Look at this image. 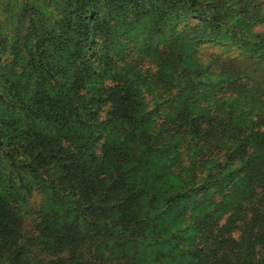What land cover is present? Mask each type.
<instances>
[{"label": "trees", "instance_id": "16d2710c", "mask_svg": "<svg viewBox=\"0 0 264 264\" xmlns=\"http://www.w3.org/2000/svg\"><path fill=\"white\" fill-rule=\"evenodd\" d=\"M33 1L0 34L35 87L29 98L17 80L0 90V264H264V77L233 61L203 75L188 31L171 24L193 17L198 42L239 43L263 59L264 33L252 27L264 0H54V15ZM68 129L81 132L72 148ZM177 157L179 170L164 163ZM232 171L235 198L206 203ZM32 185L50 203L27 216Z\"/></svg>", "mask_w": 264, "mask_h": 264}, {"label": "rangeland", "instance_id": "374dc122", "mask_svg": "<svg viewBox=\"0 0 264 264\" xmlns=\"http://www.w3.org/2000/svg\"><path fill=\"white\" fill-rule=\"evenodd\" d=\"M33 1V0H31ZM21 0H0V20L3 19L1 16H5V21L3 20V24L0 25V34L6 35L7 33H10L12 35L13 33V13H11L12 9H16L17 6L20 4ZM34 2V1H33ZM36 6H39V8H44L47 6H50L54 4V0H35ZM263 6V13H264V3ZM57 6H55L56 8ZM54 8L50 6L47 9V14H55L53 12ZM261 11V10H260ZM261 11V14L263 15ZM200 22L196 21L193 17L190 16H182L180 15L178 18L173 19L171 21V24H173L174 31L176 34H180L182 32L188 31L185 34V42L187 46L190 47V49L193 52L194 57L197 59L198 63L202 65V68L200 70H205V75L207 72H210L214 75V73L217 72L219 66L223 63L227 62H234L239 67L248 68L253 73L251 80L254 78H260L264 77V58L263 59H257L255 57H252L249 59L248 51L244 50L239 43H232V42H218L215 40H208V39H202L200 42H198L197 35L195 34L194 30L190 31L189 27H196L200 26ZM134 27V26H133ZM254 32L257 33H264V20L260 21L259 23L255 24L252 27ZM184 37V36H183ZM180 36V38H183ZM136 40L138 37L135 38ZM121 43H124L123 41ZM17 54L15 55L13 53V42L8 43L5 39L3 42L0 43V90H4L5 92L10 91L13 89V81L17 80V85L21 87L20 92L22 95L25 96V98H29L32 93L35 90V87L32 86V80L24 74H22V66L21 60L17 59ZM18 56L26 57L25 53H21ZM137 56V55H135ZM140 58V57H139ZM150 60L149 57H144L143 60H137L138 63L141 66V69L143 71H148L147 77H153L156 72V65L153 62H148ZM158 62V61H157ZM116 63L121 65L122 61L120 59H116ZM202 73V72H201ZM255 81H257L255 79ZM264 83V79L260 81V83ZM264 88V87H263ZM262 88V89H263ZM48 90V88H46ZM264 90V89H263ZM16 90H12L15 92ZM151 94H148L145 96L146 100L148 101V108H152L154 105V94L153 92H150ZM165 97V96H163ZM264 98V96H262ZM8 100H6L7 103ZM9 103L13 106V100L12 102L9 101ZM166 105L167 104H161L158 107V113L156 121L160 125H165L166 120H168V117L165 115L166 111ZM103 112L100 113V119L104 118V113L107 111V106L103 107ZM80 131L76 130H69L67 131V138L70 141H67L65 143H62L64 146H69L72 148V142H74L75 137L80 135ZM175 141H176V135H175ZM74 145V144H73ZM106 148H101L98 152H103ZM179 160L180 157H177L174 159V161L166 160L164 161L165 164H172L171 168L172 170H179ZM151 165L154 169L159 168L162 163L161 162H155L150 161ZM1 172V170H0ZM232 181L231 183L225 185L220 193L212 194L211 190L207 191L204 195L205 199L207 200L206 203H218L222 202L224 205L227 204L231 199L233 200L236 196V189L232 187V184L238 183V179L241 177V173H237L236 171H232ZM237 173V174H236ZM2 176L0 173V185H3L2 182ZM226 196L225 199H222V196ZM199 196V194H198ZM23 202L22 204L23 210L25 211V214L27 216L34 215L35 213H38L41 211V209H44L46 206H49L50 203V197L48 194L38 189L36 186L32 185V187L29 188V194L26 196H23ZM228 206V205H225ZM234 209L231 207H227L226 211L221 214V217L219 219L220 224H223L224 220L230 216L233 215ZM186 217V213L182 216V218ZM175 221L174 216H170L166 220V224L171 227ZM186 224V221H183V225ZM235 224H240L239 222H236ZM239 235V232L237 228H234L232 231V236L237 237ZM157 249V248H155ZM112 251L104 252L103 257L109 258L112 255ZM255 253L257 254V258L260 260H263L264 258V244L261 247H258L255 250Z\"/></svg>", "mask_w": 264, "mask_h": 264}]
</instances>
